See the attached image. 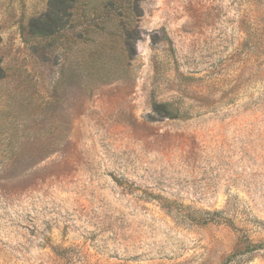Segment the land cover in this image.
<instances>
[{"label":"rangeland","instance_id":"rangeland-1","mask_svg":"<svg viewBox=\"0 0 264 264\" xmlns=\"http://www.w3.org/2000/svg\"><path fill=\"white\" fill-rule=\"evenodd\" d=\"M49 2L0 0V264H264V0Z\"/></svg>","mask_w":264,"mask_h":264},{"label":"trees","instance_id":"trees-1","mask_svg":"<svg viewBox=\"0 0 264 264\" xmlns=\"http://www.w3.org/2000/svg\"><path fill=\"white\" fill-rule=\"evenodd\" d=\"M93 1L95 2L93 3ZM132 1L133 0H88V4L91 5L93 3V7H100V11L101 9L112 10L127 2L131 4ZM78 2L79 0H50L47 13L39 18L31 20L30 27L33 33L54 35L57 32L65 29V27L70 24L72 10L75 8V5ZM134 4H136V2ZM84 17H86V15ZM124 45L129 51L132 50V47L128 41H126ZM120 77L121 76L119 75L116 76V74L108 73L104 76L102 82L109 83L120 79ZM164 109L165 106L163 105H156L154 107V111L158 114L164 111Z\"/></svg>","mask_w":264,"mask_h":264}]
</instances>
